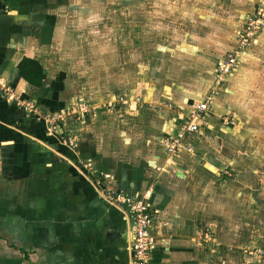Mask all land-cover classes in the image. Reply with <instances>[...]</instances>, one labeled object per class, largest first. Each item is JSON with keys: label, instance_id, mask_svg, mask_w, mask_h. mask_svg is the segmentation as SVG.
<instances>
[{"label": "crops", "instance_id": "obj_1", "mask_svg": "<svg viewBox=\"0 0 264 264\" xmlns=\"http://www.w3.org/2000/svg\"><path fill=\"white\" fill-rule=\"evenodd\" d=\"M233 1L238 14L234 18L239 20L233 28L236 36L257 0ZM66 3L0 0V75L34 106L29 113L0 102V204L6 207L10 190L19 192L20 204L15 213L0 211V225L8 232L7 227L14 230L12 224H18L13 239L9 234L0 237V258L13 256L12 264H19L18 257H24L25 264H130L132 223L102 194L113 186L119 193L145 195L156 211L151 228L156 264H253L245 253L259 248L254 239L264 234V202L254 191L252 174L259 173L264 163H259L262 156L257 151H250L249 132L237 116L239 126L234 129L224 119L235 110L220 95L228 94L225 84L230 77L217 86L219 91L200 121V133L188 139L193 153L183 151L171 158L161 139L178 131V118H189L190 103L204 101L207 95L202 92L211 89L204 79L198 86L175 83L163 91L156 84L138 88L126 102L119 99L112 109L101 110L95 130H87L75 150L63 145L60 125L59 133L56 129L49 135L48 124L44 126V118L36 113L38 108L51 113L66 105L56 96L65 88L62 73L49 72L45 65L53 46L55 16ZM224 8V4L217 9L204 0L197 2V36L204 22L213 25L212 31L231 28V17L221 18L227 24L214 22V15L223 14ZM208 35L197 40L215 49L214 34ZM231 41L218 42V51L224 47L232 52L235 41ZM252 48L239 57V69L231 78L242 70ZM207 55L213 56L207 53L197 59ZM25 57L39 61L46 70L43 87H33L19 76L17 67ZM212 62L216 68L219 59ZM157 72L150 74L163 76L160 67ZM184 75L175 71L166 77H188ZM77 159L92 164L97 174L85 168L80 177ZM257 257L254 264L261 262Z\"/></svg>", "mask_w": 264, "mask_h": 264}, {"label": "rangeland", "instance_id": "obj_2", "mask_svg": "<svg viewBox=\"0 0 264 264\" xmlns=\"http://www.w3.org/2000/svg\"><path fill=\"white\" fill-rule=\"evenodd\" d=\"M199 1L67 0L66 7L55 16L53 46L45 60L49 72L62 73L60 77L66 81L63 93L56 94L58 98L64 100L66 105L62 110L51 113L40 111L41 109L38 108L36 113L38 117L44 119L53 116L63 117L64 122L58 123L63 132L59 133L58 125H56L57 132L63 137V142L74 141L76 147L73 150H75L86 131L95 130L94 126L98 125V114L101 110L112 109L119 99H123L124 102L128 96L132 95L130 93L138 91V88H142L144 85L156 84V86L162 87L161 90L163 91L165 86L175 83L198 86L197 82H203L202 79H204V81H209L211 87L207 94V91L202 92L207 95L204 99L210 97L214 100L215 92L219 91L216 89L217 86L230 77V81L225 84L228 94H221L224 93L221 92L220 95H223L225 97L223 101L230 103L235 110L233 109V113L227 114L224 119L229 125H232V129L236 125L239 126L238 120L241 125L243 124L242 128L249 132L247 134L249 149L250 151H257V156H262L259 163L263 164L264 38L260 41L259 37L256 40L257 44H252L240 55L243 57L246 55V51L253 47L250 49V56L242 65V70L238 75L231 78L239 69V57L233 74L221 81L218 80L216 77L217 66L214 68L215 62H212V58L214 61L218 59L221 61L231 53V50L226 52L224 47L219 52L218 46L220 44L218 45V42L225 43L231 39L235 41V47L232 51L242 52V50L238 51V36L237 33L235 36L233 32V28L237 24L236 21L239 22L236 20L237 18H234L238 16L234 12L236 2L233 0H204L213 4L217 9L220 5H225L223 14H217L218 11L214 15L216 26L219 25V20H222L223 16L231 17L229 21L232 26L226 30L216 28L212 31L213 25L204 22L202 24L203 30L197 36L195 28L198 19L196 5ZM259 2L260 0H257L254 9ZM254 9L253 11H255ZM222 21L224 24L229 23L226 20ZM206 27H209L210 31H207ZM207 33L211 38L212 33L214 34L215 49L205 47L202 42H198V37L204 39ZM207 53H211L213 56L207 55V59L201 58ZM104 55L105 57L101 58ZM198 55L201 57L197 59ZM210 62L213 63L212 68ZM157 67H160L163 73L162 77H154L150 74L151 71L158 73ZM175 71L178 73L185 72L188 77H166L173 75ZM113 97H116L115 100H111ZM104 105L106 106L103 107ZM194 105L195 102L190 103L192 110H190L189 117L194 111ZM111 111L107 110L108 113ZM104 115L107 117L105 120L110 122L108 119L110 117ZM235 115L238 120H236ZM178 119L177 124L180 128L184 125L185 119ZM42 123L46 126L45 120ZM86 162H78L76 166L78 175L83 177L81 171L85 172V168L89 174H97L96 168ZM254 167L251 165V169ZM259 171L262 174L253 173L252 179L255 181V187H257L254 190L257 197L262 198L264 202V166ZM95 178L97 179L98 175ZM102 192L104 195V190ZM18 193L15 190L6 192L8 196L6 207L0 204V211L6 208L9 212L15 213L16 206H20L17 198ZM16 226L18 227V224H12L14 230L7 227L8 232L5 226L0 225L1 239H6L8 234L13 239L15 232H17ZM254 240L257 241L259 248L248 249L245 253L247 260H253L254 264L253 257L258 255L257 258H261L262 263H256L264 264V252L261 255L257 253L261 249L264 251V234L263 237ZM9 258L10 256H6L5 259L0 258V264H4L5 260L8 264H12L14 257L12 256L13 259ZM17 259L20 261L19 264H25L24 257ZM16 263L18 264V261Z\"/></svg>", "mask_w": 264, "mask_h": 264}, {"label": "built area", "instance_id": "obj_3", "mask_svg": "<svg viewBox=\"0 0 264 264\" xmlns=\"http://www.w3.org/2000/svg\"><path fill=\"white\" fill-rule=\"evenodd\" d=\"M264 34V0H260L255 11L250 14L243 28L237 32L238 36V51H232L229 56L219 61L216 70L218 80H223L230 76L236 70L238 57L245 49L252 44H257L256 40ZM0 102H6L14 105L17 109H23L25 112L32 113L34 106L31 102L20 97L12 87L0 75ZM212 99L205 98L203 102L194 106V111L188 120H185L183 126H180L178 131L173 134L169 133L161 139V144L166 153L171 157H176L180 152L188 151L193 153V147L188 143V139L195 134L200 133V121L203 120L204 114L209 110ZM48 124L49 135L54 134L56 125L64 122L63 117H49L43 119ZM183 120V119H182ZM58 127V126H57ZM69 149H74L76 144L74 141L64 144ZM111 178L110 176L106 177ZM106 201L116 208L121 209L125 213V217L129 218L132 223L131 241L128 246L130 264H156L153 259V239L151 236V228L156 220V211L149 203L148 198L143 195H128L119 193L113 186L103 189ZM263 250L257 251L259 255L263 254Z\"/></svg>", "mask_w": 264, "mask_h": 264}, {"label": "trees", "instance_id": "obj_4", "mask_svg": "<svg viewBox=\"0 0 264 264\" xmlns=\"http://www.w3.org/2000/svg\"><path fill=\"white\" fill-rule=\"evenodd\" d=\"M18 73L29 85L41 88L48 78L47 72L42 64L31 58H23L18 64ZM6 103V102H4Z\"/></svg>", "mask_w": 264, "mask_h": 264}]
</instances>
